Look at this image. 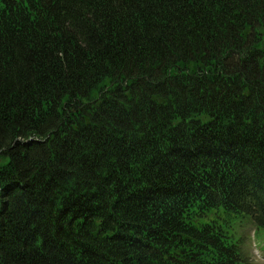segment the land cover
<instances>
[{"label":"trees","instance_id":"trees-1","mask_svg":"<svg viewBox=\"0 0 264 264\" xmlns=\"http://www.w3.org/2000/svg\"><path fill=\"white\" fill-rule=\"evenodd\" d=\"M252 223L264 0H0V264H252Z\"/></svg>","mask_w":264,"mask_h":264},{"label":"rangeland","instance_id":"rangeland-1","mask_svg":"<svg viewBox=\"0 0 264 264\" xmlns=\"http://www.w3.org/2000/svg\"><path fill=\"white\" fill-rule=\"evenodd\" d=\"M245 239V249L252 264H264V236L258 235L255 238V229L245 227L242 231Z\"/></svg>","mask_w":264,"mask_h":264}]
</instances>
